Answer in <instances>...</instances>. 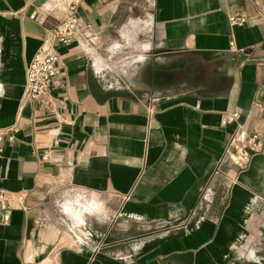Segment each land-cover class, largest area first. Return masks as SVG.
<instances>
[{
    "label": "crops",
    "instance_id": "0c3cea01",
    "mask_svg": "<svg viewBox=\"0 0 264 264\" xmlns=\"http://www.w3.org/2000/svg\"><path fill=\"white\" fill-rule=\"evenodd\" d=\"M50 5L0 0V264H264V147L234 164L222 123L264 141V0H84L68 43ZM46 40L55 111L25 92Z\"/></svg>",
    "mask_w": 264,
    "mask_h": 264
},
{
    "label": "built area",
    "instance_id": "2783aa9c",
    "mask_svg": "<svg viewBox=\"0 0 264 264\" xmlns=\"http://www.w3.org/2000/svg\"><path fill=\"white\" fill-rule=\"evenodd\" d=\"M30 2L31 0H26ZM84 0H51L48 13L56 9H62L63 17L57 18L56 23L49 28L50 38L57 43H68L77 36H83L86 26L79 17V8ZM46 16L39 11L31 14V18L44 24ZM230 21L237 24H244L248 21V16L244 11H237L229 16ZM47 40L42 49L38 51L28 64L26 69V96L39 101L45 109L55 111L57 103L51 93L52 87L62 85V62L61 56L56 51L46 48ZM240 113L237 110L229 111L223 118L225 126H233L228 140V147H232L230 159L234 164L248 166L253 156L264 147V141L259 132L252 127L240 122ZM15 128L6 130L9 139L14 138ZM7 133L0 131V155L4 150V137ZM24 194L11 192L0 187V212L3 221H8L11 212L23 206Z\"/></svg>",
    "mask_w": 264,
    "mask_h": 264
}]
</instances>
